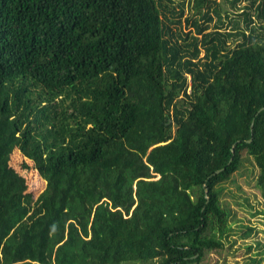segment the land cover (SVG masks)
<instances>
[{
	"label": "trees",
	"instance_id": "16d2710c",
	"mask_svg": "<svg viewBox=\"0 0 264 264\" xmlns=\"http://www.w3.org/2000/svg\"><path fill=\"white\" fill-rule=\"evenodd\" d=\"M246 162L264 0H0V264H209Z\"/></svg>",
	"mask_w": 264,
	"mask_h": 264
},
{
	"label": "rangeland",
	"instance_id": "374dc122",
	"mask_svg": "<svg viewBox=\"0 0 264 264\" xmlns=\"http://www.w3.org/2000/svg\"><path fill=\"white\" fill-rule=\"evenodd\" d=\"M225 4L230 6L227 1ZM229 9L239 12L242 8ZM19 165L30 174L35 172L33 161L22 159ZM256 173L254 165L246 162L222 184L221 197L231 210L233 232L220 251L210 254L209 264H264V199L255 186ZM41 189L28 186L23 192L32 191L35 199Z\"/></svg>",
	"mask_w": 264,
	"mask_h": 264
},
{
	"label": "water",
	"instance_id": "95a60500",
	"mask_svg": "<svg viewBox=\"0 0 264 264\" xmlns=\"http://www.w3.org/2000/svg\"><path fill=\"white\" fill-rule=\"evenodd\" d=\"M218 171H220V170H217V172H218ZM206 196H207V194H206Z\"/></svg>",
	"mask_w": 264,
	"mask_h": 264
}]
</instances>
